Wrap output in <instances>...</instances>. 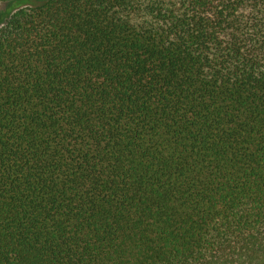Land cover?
<instances>
[{
	"label": "trees",
	"instance_id": "trees-1",
	"mask_svg": "<svg viewBox=\"0 0 264 264\" xmlns=\"http://www.w3.org/2000/svg\"><path fill=\"white\" fill-rule=\"evenodd\" d=\"M28 1L0 27V264H264V0Z\"/></svg>",
	"mask_w": 264,
	"mask_h": 264
},
{
	"label": "rangeland",
	"instance_id": "rangeland-1",
	"mask_svg": "<svg viewBox=\"0 0 264 264\" xmlns=\"http://www.w3.org/2000/svg\"><path fill=\"white\" fill-rule=\"evenodd\" d=\"M43 0H30L29 3H38ZM14 2V3H13ZM23 5H28L26 0L0 1V27L7 21L11 13Z\"/></svg>",
	"mask_w": 264,
	"mask_h": 264
}]
</instances>
